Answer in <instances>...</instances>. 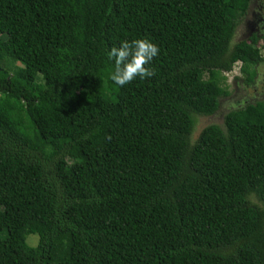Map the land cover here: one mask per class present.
I'll return each instance as SVG.
<instances>
[{"label":"trees","instance_id":"obj_1","mask_svg":"<svg viewBox=\"0 0 264 264\" xmlns=\"http://www.w3.org/2000/svg\"><path fill=\"white\" fill-rule=\"evenodd\" d=\"M249 2L0 0V264H264V102L193 138L264 61ZM142 37L154 76L115 86Z\"/></svg>","mask_w":264,"mask_h":264},{"label":"rangeland","instance_id":"obj_2","mask_svg":"<svg viewBox=\"0 0 264 264\" xmlns=\"http://www.w3.org/2000/svg\"><path fill=\"white\" fill-rule=\"evenodd\" d=\"M263 1V0H262ZM256 2V3H255ZM253 3L251 0L249 2L248 10L246 15L240 19V23L238 25V29L236 32V36L232 41V44L236 41H239L241 39H246V25L243 26V22L245 20H250V23L254 22L253 16H259L264 18V13L256 10V6L259 7L258 4L260 0H255ZM264 2V1H263ZM256 5V6H255ZM263 10V9H262ZM241 24V25H240ZM250 25V24H249ZM254 29L257 30V39H258V46H260L261 49H264V29H259V27H254ZM253 33H256L252 31ZM248 35V34H247ZM256 35V34H255ZM262 56L264 57V50L261 51ZM239 64H234L233 70L231 73H227L225 75L226 78V85L229 92L228 97H221L219 99V108L218 110L210 116H203V117H197V122L195 125V132L193 134V138H197L198 134L200 133L201 129L204 128L208 124H217L222 125L223 116L228 112L229 110L236 109L243 107L245 104H254L255 102L261 101L264 102V61L261 62L256 68H255V78L254 83L250 85H245L243 82L244 76H242L239 72ZM36 237L30 236L29 239H27V242L29 245L33 246L36 243Z\"/></svg>","mask_w":264,"mask_h":264},{"label":"clouds","instance_id":"obj_3","mask_svg":"<svg viewBox=\"0 0 264 264\" xmlns=\"http://www.w3.org/2000/svg\"><path fill=\"white\" fill-rule=\"evenodd\" d=\"M159 51L158 45L146 37L120 40L118 45L112 46L107 53L112 64L108 79L115 86L122 87L137 79L153 77L154 69L151 63Z\"/></svg>","mask_w":264,"mask_h":264},{"label":"flooded vegetation","instance_id":"obj_4","mask_svg":"<svg viewBox=\"0 0 264 264\" xmlns=\"http://www.w3.org/2000/svg\"><path fill=\"white\" fill-rule=\"evenodd\" d=\"M253 3L255 2V0H251ZM264 1V0H263ZM262 0H260V2L258 3L260 6L259 7H257L256 5V10H258V11H260V12H262V13H264V2H263ZM256 3V2H255ZM263 9V10H262ZM247 11H251V10H248L247 9ZM246 11V12H247ZM247 14H248V12H247ZM253 19H254V22L253 23H250V20H245V24H246V33L248 34H246V38H249L250 36H252V35H254V34H256L257 35V30L256 29H254V27H259V29L261 30V29H264V18H262V17H259V16H253ZM250 24V25H249ZM252 31H254V32H256V33H253ZM258 36V35H257Z\"/></svg>","mask_w":264,"mask_h":264}]
</instances>
